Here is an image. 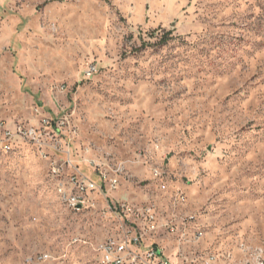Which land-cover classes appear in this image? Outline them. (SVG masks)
Instances as JSON below:
<instances>
[{"label":"rangeland","instance_id":"obj_1","mask_svg":"<svg viewBox=\"0 0 264 264\" xmlns=\"http://www.w3.org/2000/svg\"><path fill=\"white\" fill-rule=\"evenodd\" d=\"M43 114L173 224V264H264V0H0V120ZM56 185L35 138L0 151V264H101L118 218Z\"/></svg>","mask_w":264,"mask_h":264},{"label":"built area","instance_id":"obj_2","mask_svg":"<svg viewBox=\"0 0 264 264\" xmlns=\"http://www.w3.org/2000/svg\"><path fill=\"white\" fill-rule=\"evenodd\" d=\"M95 71L96 66L90 65L85 73L90 76ZM75 134V127L66 115L43 114L37 124H8L0 120V151L10 150V144L24 138H35L36 142H41L42 154L49 162V176L62 190L65 206L72 209L93 207L97 203L96 194L105 197V208L118 218L119 227L117 234L106 237L99 245L101 264H173L156 241L148 240L155 232L173 231V224L161 221L150 205L137 206L125 200H114L110 193L119 187L121 171L105 162L76 157L72 147ZM84 161L87 170L81 164ZM152 175L155 179H163L157 166L152 168ZM176 198L180 202L185 200L182 192L177 193ZM47 256L43 254L40 259ZM199 258L196 256L188 262H197Z\"/></svg>","mask_w":264,"mask_h":264},{"label":"bare ground","instance_id":"obj_3","mask_svg":"<svg viewBox=\"0 0 264 264\" xmlns=\"http://www.w3.org/2000/svg\"><path fill=\"white\" fill-rule=\"evenodd\" d=\"M56 193L62 203L65 204V197L62 195V190L59 189V186L56 185ZM196 262H189L188 264H195Z\"/></svg>","mask_w":264,"mask_h":264},{"label":"trees","instance_id":"obj_4","mask_svg":"<svg viewBox=\"0 0 264 264\" xmlns=\"http://www.w3.org/2000/svg\"><path fill=\"white\" fill-rule=\"evenodd\" d=\"M166 37H167V36H163V37L161 38L162 42H165V41L167 40Z\"/></svg>","mask_w":264,"mask_h":264}]
</instances>
